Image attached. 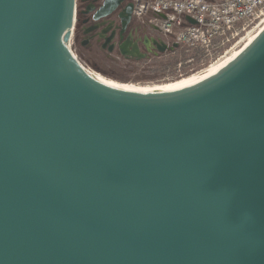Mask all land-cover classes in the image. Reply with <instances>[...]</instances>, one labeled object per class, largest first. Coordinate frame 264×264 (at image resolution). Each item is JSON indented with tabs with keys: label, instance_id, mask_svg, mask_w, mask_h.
<instances>
[{
	"label": "water",
	"instance_id": "water-1",
	"mask_svg": "<svg viewBox=\"0 0 264 264\" xmlns=\"http://www.w3.org/2000/svg\"><path fill=\"white\" fill-rule=\"evenodd\" d=\"M76 20L77 0H0V264H264V27L136 91L76 59Z\"/></svg>",
	"mask_w": 264,
	"mask_h": 264
},
{
	"label": "built area",
	"instance_id": "built-area-1",
	"mask_svg": "<svg viewBox=\"0 0 264 264\" xmlns=\"http://www.w3.org/2000/svg\"><path fill=\"white\" fill-rule=\"evenodd\" d=\"M134 14L150 15L185 51L221 57L237 36L264 18V0H133ZM218 58V57H216ZM218 60V59H217Z\"/></svg>",
	"mask_w": 264,
	"mask_h": 264
},
{
	"label": "rangeland",
	"instance_id": "rangeland-1",
	"mask_svg": "<svg viewBox=\"0 0 264 264\" xmlns=\"http://www.w3.org/2000/svg\"><path fill=\"white\" fill-rule=\"evenodd\" d=\"M78 16V0H77ZM77 22V20H76ZM70 38V49L76 59L91 71L118 83L149 86L174 81L180 77L187 76L205 70L211 63L222 56H207L200 51H185L178 47L173 51L151 57L140 61L127 60L119 53H109L101 50L98 46L87 47L81 45L82 37L77 33V23ZM264 22H254L237 36V42L227 51L240 47ZM218 57V58H216Z\"/></svg>",
	"mask_w": 264,
	"mask_h": 264
},
{
	"label": "flooded vegetation",
	"instance_id": "flooded-vegetation-1",
	"mask_svg": "<svg viewBox=\"0 0 264 264\" xmlns=\"http://www.w3.org/2000/svg\"><path fill=\"white\" fill-rule=\"evenodd\" d=\"M103 0H78L77 33L83 38L81 45L87 47L98 46L109 53H119L127 60L140 61L151 57H160L173 51L172 42L159 28V25L150 15L136 16L133 0H122L111 13L104 17L94 18V14ZM111 37L105 43L107 37ZM161 42L167 49L159 52L157 46ZM105 43V44H104ZM112 45L111 51L109 47ZM120 47L132 50L137 47L143 57H125L120 53Z\"/></svg>",
	"mask_w": 264,
	"mask_h": 264
},
{
	"label": "bare ground",
	"instance_id": "bare-ground-1",
	"mask_svg": "<svg viewBox=\"0 0 264 264\" xmlns=\"http://www.w3.org/2000/svg\"><path fill=\"white\" fill-rule=\"evenodd\" d=\"M263 27H264V22L253 34H249L248 38L243 42V44L240 47H238L234 50H231V51H227L220 59L211 63L205 70H203L201 72H197V73L195 72V73L189 74L187 76L180 77L174 81L167 82V83L154 84V85H149V86H139V85H134V84L118 83V82H115L111 79H107V78L91 71L90 69H88L86 67L85 68L88 69L92 74H94L96 76V78H98L100 81L107 83V84H110V85L117 86V87L126 88L129 90L153 91V90L171 89V88L190 84L194 81H197L201 78L209 76V75L215 73L216 71H218L223 65H225L233 57H235L255 37V35Z\"/></svg>",
	"mask_w": 264,
	"mask_h": 264
}]
</instances>
